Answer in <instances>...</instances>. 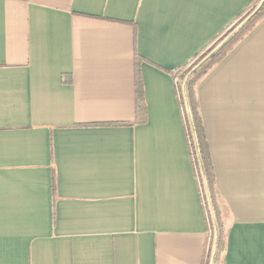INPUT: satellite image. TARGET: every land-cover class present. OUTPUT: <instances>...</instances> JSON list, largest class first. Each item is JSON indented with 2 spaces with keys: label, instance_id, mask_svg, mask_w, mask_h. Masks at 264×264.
<instances>
[{
  "label": "crops",
  "instance_id": "crops-1",
  "mask_svg": "<svg viewBox=\"0 0 264 264\" xmlns=\"http://www.w3.org/2000/svg\"><path fill=\"white\" fill-rule=\"evenodd\" d=\"M249 2L0 0V264H203L168 73ZM196 98L230 215L220 264H264V17Z\"/></svg>",
  "mask_w": 264,
  "mask_h": 264
},
{
  "label": "trees",
  "instance_id": "trees-1",
  "mask_svg": "<svg viewBox=\"0 0 264 264\" xmlns=\"http://www.w3.org/2000/svg\"><path fill=\"white\" fill-rule=\"evenodd\" d=\"M261 0H250L247 8L227 25L217 36H215L205 47L198 51L192 59L185 65L168 74L175 80V89L180 107L182 126L188 148V154L191 159L193 171L198 183L200 202L205 214V220L208 228V240L203 264H209L212 242L214 237V226L209 209L207 195L210 200L214 219L217 228L216 250L214 264H220L222 256L226 250V237L228 232L229 209L220 196L216 186L214 167L210 156V150L203 128L202 119L198 110V101L196 98V87L200 80L226 55L233 47L247 35L253 27L264 17V3L259 11L247 22V24L209 61L195 71L187 80L183 90V82L186 76L203 59H205L233 30H235L259 5ZM141 59L135 55V93L137 113L143 112L142 102V83L140 75ZM189 109V116L187 109ZM113 126H128V124H114ZM55 193L54 176L52 175V196Z\"/></svg>",
  "mask_w": 264,
  "mask_h": 264
},
{
  "label": "water",
  "instance_id": "water-1",
  "mask_svg": "<svg viewBox=\"0 0 264 264\" xmlns=\"http://www.w3.org/2000/svg\"><path fill=\"white\" fill-rule=\"evenodd\" d=\"M263 3H264V0H261L259 5L256 7V9L241 24L235 30H233L205 59H203L195 68L192 69V71L186 76V78L183 82V90L185 88V85H186L188 78L195 71H197L200 67H202L207 61H209L215 54H217L247 24V22L259 11V9L263 5ZM186 109H187V114L189 116V109L188 108H186ZM207 200H208L209 209L211 212L212 222H213V226H214V237H213V242H212V249H211L209 264H214V256H215V248H216V240H217V228H216V222L214 219V215H213V211H212V207H211L208 195H207Z\"/></svg>",
  "mask_w": 264,
  "mask_h": 264
},
{
  "label": "rangeland",
  "instance_id": "rangeland-1",
  "mask_svg": "<svg viewBox=\"0 0 264 264\" xmlns=\"http://www.w3.org/2000/svg\"><path fill=\"white\" fill-rule=\"evenodd\" d=\"M215 250H216V248H215ZM215 257V256H214Z\"/></svg>",
  "mask_w": 264,
  "mask_h": 264
}]
</instances>
